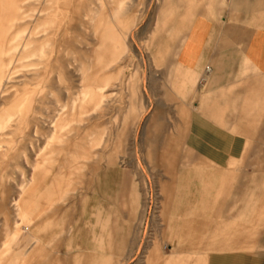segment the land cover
Returning <instances> with one entry per match:
<instances>
[{
  "label": "rangeland",
  "instance_id": "rangeland-1",
  "mask_svg": "<svg viewBox=\"0 0 264 264\" xmlns=\"http://www.w3.org/2000/svg\"><path fill=\"white\" fill-rule=\"evenodd\" d=\"M161 2L0 0V264L17 256L25 264H200L193 257L264 254V223L253 226L264 199V114L246 115L250 126L258 120V135L233 132L244 146L206 158L201 176H182L178 165L203 151H172V170L160 162L170 152H137L156 139L149 46L166 28L153 19ZM20 31L10 45L18 47L3 54ZM231 112L220 107L221 128ZM174 177L182 180L164 210L160 182ZM187 183L198 188L183 194ZM21 189L31 208L16 217ZM41 203L55 207L38 217Z\"/></svg>",
  "mask_w": 264,
  "mask_h": 264
},
{
  "label": "crops",
  "instance_id": "crops-1",
  "mask_svg": "<svg viewBox=\"0 0 264 264\" xmlns=\"http://www.w3.org/2000/svg\"><path fill=\"white\" fill-rule=\"evenodd\" d=\"M153 19L166 24L164 32L149 46V88L156 139L137 152H170L162 155L160 162L172 170L177 160L172 151H203L202 156L186 158L178 165L183 168L178 172L182 176H201L204 169L200 168L210 163L206 158L220 156L222 148L244 146L242 135L237 137L232 135L233 132L254 131L257 134L258 120L250 126L245 117L264 114L259 109L264 108V0H162ZM220 107L234 110L225 114L231 120L224 123L233 128H221ZM233 116H238L239 120ZM222 142L233 144L222 145ZM152 145L155 148L149 149ZM40 167L39 163L34 165L35 169ZM180 180L182 178L174 177L160 182L166 201L164 210L168 206L167 196L174 189L173 184ZM72 181L67 179L68 187ZM187 184L182 186L184 189H179L181 193L198 188L192 183ZM69 193L70 189L58 191L55 200H62ZM30 199L31 192L21 189L13 203L16 217L31 208L26 205ZM54 207L55 204L41 203L36 206L40 209L36 216L48 215ZM254 215L253 226L262 225L264 199L257 203ZM188 226L187 223L185 232L190 229ZM10 238L12 242L17 239L15 234ZM9 249L11 246L5 251L9 252ZM173 253L182 256L184 251L178 249ZM220 256H229L221 258L220 264H264V254ZM220 256L204 254L193 258L202 264L204 260L201 258L208 257L205 260L211 262L209 257ZM10 264H25V260L17 256ZM34 264L46 262L41 258Z\"/></svg>",
  "mask_w": 264,
  "mask_h": 264
},
{
  "label": "bare ground",
  "instance_id": "bare-ground-1",
  "mask_svg": "<svg viewBox=\"0 0 264 264\" xmlns=\"http://www.w3.org/2000/svg\"><path fill=\"white\" fill-rule=\"evenodd\" d=\"M49 2H50V1H49ZM49 2H48V3H49ZM120 12H121V8L116 7V8L113 10V16H114V17H117V15H119ZM45 25H47L46 22H44V24H43V23H41V24H37V25H36V26H37V27H36V30H43L44 27H45ZM21 33H22V31H20V32H16V34H15L14 36L11 37V39L8 41V47H7L6 50H4L3 54H4V53L7 54L9 51H12L13 49L15 50V49L18 47V46H16V45L10 47V45H13L15 42H17V41L20 39Z\"/></svg>",
  "mask_w": 264,
  "mask_h": 264
}]
</instances>
